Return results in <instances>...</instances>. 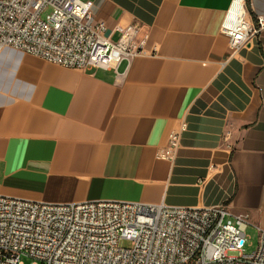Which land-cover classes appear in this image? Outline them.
<instances>
[{"label":"crops","instance_id":"0c3cea01","mask_svg":"<svg viewBox=\"0 0 264 264\" xmlns=\"http://www.w3.org/2000/svg\"><path fill=\"white\" fill-rule=\"evenodd\" d=\"M94 1L114 40L137 25L145 49L82 70L4 48L0 193L228 205L264 228V28L233 51L234 0ZM250 1L264 19V0ZM183 121L174 159L158 157Z\"/></svg>","mask_w":264,"mask_h":264},{"label":"built area","instance_id":"2783aa9c","mask_svg":"<svg viewBox=\"0 0 264 264\" xmlns=\"http://www.w3.org/2000/svg\"><path fill=\"white\" fill-rule=\"evenodd\" d=\"M94 8V0H0V53L13 47L85 70L116 67L144 51L148 35L138 39L137 25L114 40ZM263 28L264 19L254 21L246 0H234L222 31L238 51ZM186 129L183 121L158 157L173 160ZM252 224L249 212L228 205L55 203L0 193V264H264L263 227L256 224V251L245 250Z\"/></svg>","mask_w":264,"mask_h":264},{"label":"rangeland","instance_id":"374dc122","mask_svg":"<svg viewBox=\"0 0 264 264\" xmlns=\"http://www.w3.org/2000/svg\"><path fill=\"white\" fill-rule=\"evenodd\" d=\"M258 224V223H257ZM248 241L245 246V250L247 254H252L254 251H256L259 243V231L256 226V222L254 221V224L250 225L248 230ZM128 244V243H125ZM24 260L29 263V260L27 258H24Z\"/></svg>","mask_w":264,"mask_h":264},{"label":"trees","instance_id":"16d2710c","mask_svg":"<svg viewBox=\"0 0 264 264\" xmlns=\"http://www.w3.org/2000/svg\"><path fill=\"white\" fill-rule=\"evenodd\" d=\"M246 2H247V6H248V9H249V11H250L252 17H253V18H256L255 14H254V12H253V10H252V8H251V1H250V0H246ZM256 23H257V22H256Z\"/></svg>","mask_w":264,"mask_h":264}]
</instances>
